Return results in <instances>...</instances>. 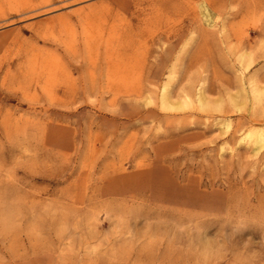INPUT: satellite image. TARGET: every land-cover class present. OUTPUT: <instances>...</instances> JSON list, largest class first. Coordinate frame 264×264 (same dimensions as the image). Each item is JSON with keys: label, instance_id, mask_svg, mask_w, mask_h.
Wrapping results in <instances>:
<instances>
[{"label": "rangeland", "instance_id": "obj_1", "mask_svg": "<svg viewBox=\"0 0 264 264\" xmlns=\"http://www.w3.org/2000/svg\"><path fill=\"white\" fill-rule=\"evenodd\" d=\"M211 1L0 0V264H264V0Z\"/></svg>", "mask_w": 264, "mask_h": 264}, {"label": "bare ground", "instance_id": "obj_2", "mask_svg": "<svg viewBox=\"0 0 264 264\" xmlns=\"http://www.w3.org/2000/svg\"><path fill=\"white\" fill-rule=\"evenodd\" d=\"M205 2V8H204V12H202V16L205 18V21L208 23H212L213 20H211L212 18H208L209 17V13L212 12L214 14H218L219 13V8L217 6L214 5V3L211 0H203ZM252 1V0H251ZM204 4V3H203ZM203 7V6H202ZM203 10V8H202ZM196 16V15H195ZM208 16V17H207ZM233 17L237 18L241 16V9H238L236 12H234L232 14ZM253 16V15H252ZM191 18V17H190ZM201 18V17H200ZM194 21V20H193ZM200 22V21H199ZM205 22V23H206ZM215 22V21H214ZM186 23V22H185ZM207 24V23H206ZM204 25V24H203ZM201 26V24H200ZM209 26V25H207ZM211 26V25H210ZM216 26V25H215ZM202 27V26H201ZM205 28V27H204ZM199 33H202V31H198ZM221 32V31H220ZM194 33V32H193ZM219 35V34H218ZM244 35V34H243ZM192 35H190L191 37ZM194 38V37H193ZM223 38V37H222ZM188 49V48H186ZM193 51V50H192ZM194 52V51H193ZM208 53V52H207ZM195 55V54H194ZM194 59V58H193ZM262 89V88H261ZM260 148V147H259Z\"/></svg>", "mask_w": 264, "mask_h": 264}]
</instances>
